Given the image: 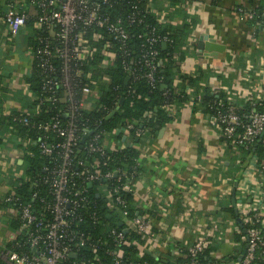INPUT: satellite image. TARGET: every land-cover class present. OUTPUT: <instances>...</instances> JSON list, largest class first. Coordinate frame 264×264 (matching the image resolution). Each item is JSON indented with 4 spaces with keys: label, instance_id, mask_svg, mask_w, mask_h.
<instances>
[{
    "label": "built area",
    "instance_id": "built-area-1",
    "mask_svg": "<svg viewBox=\"0 0 264 264\" xmlns=\"http://www.w3.org/2000/svg\"><path fill=\"white\" fill-rule=\"evenodd\" d=\"M237 10L248 20L258 17L253 8L240 6ZM150 12L148 0H0V24L8 33L16 35L29 23L33 26L30 34L34 43L33 63L41 74V92L34 99L37 109L43 108L44 116L32 121L31 114L21 113L14 115L13 120L35 131L34 137H22L21 142L25 147L36 146L46 158L43 174L33 181L30 200H24L16 191L6 197V202L15 206L24 232L23 239L16 240L2 252L6 264H78L70 261L76 259L71 253L75 252V245L85 242L75 243L79 234L75 225L86 220L93 224L100 222L98 205L90 194L98 182L108 187L106 204L110 209L119 210L124 222L120 230H111L116 241L122 243L127 234L125 230L130 228L142 236L150 233L148 217L139 212L130 217L126 193H131L137 173H129L122 167L104 169L111 160L109 150L125 148L133 131L140 137L143 129L129 123L111 132L118 137L105 135L107 132L100 129L101 120L91 123L84 116L86 110L96 109L108 117L120 105L118 95L99 103L98 81L91 71H86L88 60L98 51L91 44L92 40H99L103 45L105 67L119 55L129 79L144 78L151 85L162 81L157 76L160 46L172 41L167 34H161L156 25L147 22ZM133 26L142 28L136 34L137 44L133 43ZM134 45H137L138 55ZM110 80L108 75L101 77L108 85ZM119 88L115 85L113 90ZM59 89L63 91L60 98L56 96ZM185 91L190 93L186 103L201 101L202 96H195L191 87H186ZM247 101L248 108L231 99L211 103L209 116L212 127L237 153L241 146L249 151L246 161L238 166L240 170L244 168L243 180L257 186L254 192L260 195L264 187V153H258L256 147L261 144L264 148V96L253 94ZM47 105L53 107V111ZM176 107L170 102L165 105L170 114ZM85 135L88 138L82 144ZM108 137L112 138L110 148ZM245 188L239 193L243 201L249 193L248 186ZM246 206L241 214L250 225L248 247L237 264H252L257 248L264 247L262 228L256 226L260 223L264 227L261 212L256 203ZM125 222L130 226H125ZM202 243L200 239L189 246L185 264H220L215 260L199 261ZM108 253L115 256L113 249ZM113 264L127 263L115 256Z\"/></svg>",
    "mask_w": 264,
    "mask_h": 264
},
{
    "label": "crops",
    "instance_id": "crops-1",
    "mask_svg": "<svg viewBox=\"0 0 264 264\" xmlns=\"http://www.w3.org/2000/svg\"><path fill=\"white\" fill-rule=\"evenodd\" d=\"M148 3L160 24L177 31L184 25L191 26L184 46L188 55L181 63L183 73L196 75L200 69L205 71L214 92L240 105L253 94L264 96V28L261 29L264 25L251 23L237 10L240 6L264 7V0H148ZM31 33V24L16 35L0 24L1 71L9 75L6 97L0 102V117L12 111L32 114L29 102L33 94L27 82L34 69ZM201 36L205 40L214 38L225 50L202 52ZM19 50H23L22 56ZM176 81L180 79L177 77ZM173 115L174 119L163 127L165 130L158 138L139 145L142 171L131 194L133 207L151 222L150 233L142 237L143 247L158 256L161 264H168L162 260L180 264L182 248L219 234L221 243L213 257L229 261L240 248L234 240L240 225L238 216L229 210L233 207L234 183H238L239 214L245 205L248 208L256 203L263 225L264 187L262 194L257 195L254 188L258 187L243 180L244 168L240 170L238 166L245 162L239 161L241 151L238 149L237 153L218 134L208 114L185 103L177 106ZM21 138L16 129L7 130L0 122V264H6L2 252L24 237L15 206L6 202V197L27 178L24 166L27 150ZM111 139H107L109 148ZM246 186L249 195L243 201L239 193ZM119 222L124 227V222ZM125 226L130 225L125 222Z\"/></svg>",
    "mask_w": 264,
    "mask_h": 264
},
{
    "label": "trees",
    "instance_id": "trees-1",
    "mask_svg": "<svg viewBox=\"0 0 264 264\" xmlns=\"http://www.w3.org/2000/svg\"><path fill=\"white\" fill-rule=\"evenodd\" d=\"M254 10L258 13V17L252 20L251 23L264 25V7L261 6ZM147 22L156 25L159 32L161 34H167L172 41L166 48H164L163 45L160 46L157 76L162 79L161 82L158 81L155 85H151L147 79H133L131 77L126 83L129 72L125 69L121 56L118 55L113 63H109L105 67L103 61L106 56L103 55V45L99 40H92L91 42L98 51L88 60L86 67V71H91L93 78L98 81V85L96 86L101 91L99 103L107 101L108 97H113L115 95H118L119 103L121 99H123V103H120V108L109 119L103 116V111L96 109L93 111L86 110L84 116L89 118L91 123L101 120L100 129L107 132L105 135L109 133L111 136L118 137V135H114L111 132L129 123L134 124L136 128H142L144 131L140 137H137L135 131H133L129 138V144L126 145L125 148L110 149L109 153L111 154V160L108 167L104 169L122 167L129 173L136 172L137 177L142 171L141 164L139 167L137 166L140 158L139 145L158 138L161 129L174 119V115L168 113L165 109L167 102L174 103L176 106H181L190 100V93L185 91L187 85L191 86L195 96H202L201 101L197 99L194 100L193 107L196 111L198 110L209 115V113L212 112L209 108L211 103L216 104L221 101H228L226 96L214 92L210 88L205 71L200 69L196 75L183 73L181 71V63L188 55L184 46L191 26L184 25L177 31L171 26L160 24L156 15L152 12L148 13ZM29 24L32 25V23ZM141 29V26L132 27L133 43L135 44H137L136 34ZM134 49L137 50L138 55L137 45H134ZM103 75L110 76L111 82L109 85L101 81ZM8 77L9 75L5 70L0 72V102L6 97ZM177 77L180 79V82L176 81ZM27 82L30 84L29 88L33 94L32 100L29 102L33 110L31 119L32 121L39 120L44 116V112L43 108L37 109L34 97L38 96L41 92L40 71L34 68L27 77ZM115 85L120 87L118 91L113 90ZM162 85H166V87L162 88ZM166 92H168V95H166ZM56 96L58 98L63 97L62 89L57 91ZM59 105L62 106L60 103ZM243 105L245 108H248V101L246 100ZM46 107L49 106L47 105ZM49 110L53 111V107H49ZM21 113V111H12L8 116H1V125L7 130L16 129L18 135L21 137L32 138L36 134L35 131L13 120L14 115ZM137 138H139L138 142L136 141ZM26 150L27 153L24 156V166L27 178L17 187L16 193L27 201L30 200V194L33 191L34 179L43 174V166L46 162V158L41 155L36 146L27 145ZM240 151L243 155L240 157L241 160L246 161L245 156L249 151L245 150L243 146L240 147ZM256 151L260 154L264 153V148L261 144L256 147ZM107 193L108 187L99 185V182L90 190L93 200H95L98 205L100 222L93 224L89 220H86L75 225V228L79 232L75 243L84 240L85 244L80 246L75 245L74 250L77 254V258L70 259V261L75 260L78 264H113L114 257L117 256L127 264H161L160 260L146 252L143 247V236L136 230L130 228L122 243L115 240L111 230L114 228L120 230L121 227H119L118 222L121 221L122 217L120 216L121 213L119 210L116 208L110 209L107 206L105 199V194ZM126 197L130 205V217L136 215V212L142 215L140 209L133 207L132 194L126 193ZM229 210L233 213L234 209L233 207H229ZM109 215L112 217L110 218ZM238 216L241 218L243 217L242 214H238ZM249 226V223L246 224L242 218V225H239L238 231L234 233V240L239 244L240 248L239 251H237L238 253L236 252L229 261L213 257V253L219 248L221 243L219 234L208 235L203 239L202 248L198 252L199 261L204 263L206 261L215 260L219 261L220 264H229L230 262H232V264H237L240 254H242L244 248L248 244L247 230ZM256 226L262 228V234L264 235V227L262 224L257 223ZM188 248L189 247H184L181 249L183 256L178 259L180 264L186 263L187 258L185 254ZM110 249L114 250L115 256L108 253ZM256 253V259L252 264H264V247H258Z\"/></svg>",
    "mask_w": 264,
    "mask_h": 264
},
{
    "label": "water",
    "instance_id": "water-1",
    "mask_svg": "<svg viewBox=\"0 0 264 264\" xmlns=\"http://www.w3.org/2000/svg\"><path fill=\"white\" fill-rule=\"evenodd\" d=\"M264 28V26H261V29ZM164 48L167 47V44L166 43H163L162 44ZM199 48L201 49L202 52L204 51H208V52H223L225 50V47L224 45H221V44H218L217 41L214 39V38H211V39H207L205 40L203 36L200 37V41H199ZM129 78L126 79V83L128 82ZM166 85H162V88H165ZM120 103H123V99H121ZM120 108L117 107V110ZM115 114V112H112L110 115H108V119L110 117H112L113 115ZM165 128H162V130L160 131V134H162L164 132ZM92 133V131L90 132ZM264 135V132L262 133V136ZM88 138V135H85L82 139V144L85 142V140ZM139 139L137 138L136 141H138ZM260 142V140H259ZM92 186V184H90V187ZM237 186H238V183L235 182L234 183V187H233V190H232V204H233V207H234V211H235V214L238 216L239 214V211H238V208H237V199H236V193H237ZM100 196V195H98ZM237 222L240 223V225H242V219L238 216L237 217ZM119 226H123V223L122 222H119L118 223ZM125 232L127 233L128 230H125ZM247 247H248V244L246 245V247L244 248L242 254L239 256V260L243 258V256L245 255L246 251H247ZM146 252L150 255H153L156 259L160 260L158 256L154 255L150 250H146ZM71 256L73 258H77V254L74 252L71 253ZM164 263H168V264H177L176 262H170L168 260H162ZM229 264H232V262H230Z\"/></svg>",
    "mask_w": 264,
    "mask_h": 264
},
{
    "label": "rangeland",
    "instance_id": "rangeland-1",
    "mask_svg": "<svg viewBox=\"0 0 264 264\" xmlns=\"http://www.w3.org/2000/svg\"><path fill=\"white\" fill-rule=\"evenodd\" d=\"M22 44V43H21ZM20 46V45H19ZM21 51V52H20ZM20 55H23V50H19Z\"/></svg>",
    "mask_w": 264,
    "mask_h": 264
}]
</instances>
